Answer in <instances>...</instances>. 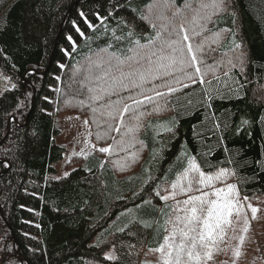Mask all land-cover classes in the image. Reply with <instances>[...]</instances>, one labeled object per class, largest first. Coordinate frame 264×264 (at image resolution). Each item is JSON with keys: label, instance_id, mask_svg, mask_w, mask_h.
<instances>
[{"label": "trees", "instance_id": "16d2710c", "mask_svg": "<svg viewBox=\"0 0 264 264\" xmlns=\"http://www.w3.org/2000/svg\"><path fill=\"white\" fill-rule=\"evenodd\" d=\"M118 3L120 7H114ZM155 3L156 0H0V66L15 82L0 93V161L9 165L0 167V260H11L12 264H140L145 253L151 254L149 248L163 242L166 233L157 232V222L162 224L168 219L166 214L175 206L173 200L165 204L155 196V185L160 183L161 189L171 191L170 182L187 167V156H196L206 172L217 170L209 165L234 169L242 178L244 196H264V0H232L228 11L213 17L208 26L212 31H226L222 43L212 45L215 51L208 52L206 63L213 64L225 52L233 57L244 52L248 58L244 74L239 69L230 73L241 82L250 81L240 89L239 97L228 95V89L238 85L228 79L223 84L211 73L206 80H211L226 97L214 98L211 108L199 103L207 85L190 81H185L188 88L174 85L180 91L170 97L167 110L155 112L153 105L140 109L150 113L142 118L143 126L137 134V139L144 141L142 149L136 144L126 152L105 153V158L90 153L68 175L52 176L65 150L56 142L57 113L64 110L87 115L93 139L107 147L113 145L111 138L97 141L96 133L104 126L98 128L93 123L89 94L81 81L88 68L96 75L110 68L109 77L88 83L91 87H107L112 77H119L121 72L143 70L135 61L117 68L113 54L123 59L132 55L127 50L134 45L128 39L116 41L113 31L126 34L129 29L124 22L136 17L137 31L144 36L154 35L133 9L146 13L147 6ZM176 3L181 5L183 0ZM81 13L95 25L94 29L87 27ZM166 14L170 16L171 12ZM98 17L105 18L103 24ZM160 23L157 21V28ZM75 26L85 33L83 37ZM164 35L167 37V33ZM69 36L76 41L74 48ZM233 39L241 45L234 51ZM141 42L148 43L147 39ZM160 44L157 41L153 47L159 48ZM101 57L111 59V66ZM96 61L103 66L96 68ZM216 71L223 77L221 69ZM160 83L155 80L144 88ZM195 90L196 97L191 93ZM119 92L111 99L129 95ZM157 99L164 103L163 98ZM176 99H181L178 105ZM191 99L193 104L188 105ZM80 100L85 101L83 106ZM96 115L103 119L99 113ZM172 120L177 121L176 135L168 139L171 134L160 126ZM245 120L248 123L242 124ZM125 121L131 123L127 115ZM214 123L221 125L215 135L210 131ZM110 136L120 139L115 132ZM218 138L222 139L218 142ZM136 151L138 162L131 164L125 157ZM229 158L240 163L229 164ZM117 161L130 167L122 171ZM149 199L151 204L143 203ZM133 220H143L151 227L130 223ZM126 224L128 227L120 232ZM113 243L115 248L111 247ZM107 250H113L115 261L105 259Z\"/></svg>", "mask_w": 264, "mask_h": 264}, {"label": "snow or ice", "instance_id": "6c2138e0", "mask_svg": "<svg viewBox=\"0 0 264 264\" xmlns=\"http://www.w3.org/2000/svg\"><path fill=\"white\" fill-rule=\"evenodd\" d=\"M231 2L232 0H183L181 5H177L176 0H156L155 4L147 6L146 13L139 9H133L139 20L148 23L155 33L154 35L144 36L138 32L136 17L124 22L125 27L129 29L126 34L117 35L113 31V37L116 41L128 39L134 45V47L127 50L132 55H126L123 59L113 54L112 58L117 61V68L119 69L120 66L128 64L129 61H135L136 64L141 65L143 70L137 68L128 73L121 72L119 77H112V83L107 87L103 85L91 87L88 86V83L105 81L109 77L110 68L99 75L94 74L92 69L88 68L83 75L81 87H87L88 100L91 102L89 106L93 114L92 121L98 128L104 126L103 131H97L96 139L97 141L108 138L113 140V145L101 147L98 151L111 155L114 150L126 152L128 148L135 147L136 144H139L142 149L144 141L138 140L137 134L143 126L142 118L150 113L140 109L147 105H153V111L155 112L167 110L171 105L170 97L180 91V88L174 85H182L183 88H188L190 85L185 81L199 83L202 86L207 85L203 88V96L199 101L207 108L212 107L214 98H226L221 89L213 85L211 80H206L209 73L217 81L220 80V76L216 71L217 68L223 71L224 77L239 86L229 88L228 95L240 96V89L244 88L246 83H250V81L241 82L230 73L233 69H239L240 73L244 74L248 63V58L244 52H240L239 55L234 57L228 56L227 52L221 53L220 59L215 60L213 64L205 62L208 52L215 51L212 45L222 43L226 31H212L208 26L213 23V17L221 12L228 11ZM114 7H120V4L118 3ZM167 12H171V15H167ZM109 14L111 15V13ZM81 16L88 28H95V25L88 21L84 13H81ZM98 19L103 24L105 18L98 17ZM157 21L161 22L159 28H157ZM75 27L76 32L83 37L85 33L79 26ZM165 33H167V37H165ZM173 36L176 39H172ZM197 37L200 38L198 41H196ZM67 39L74 48L76 41L73 37L69 36ZM142 39H147L148 43H142ZM157 41L161 42L159 48L153 47ZM232 43L234 45L233 51L241 47L234 39ZM169 49L170 51H168ZM154 57L155 59H153ZM225 57L227 58L225 59ZM101 61L111 66V59L103 60V57H101ZM142 62H146V64ZM94 66L101 68L103 65L100 61H96ZM129 67L131 68L130 64ZM190 68H194V71H188ZM176 73L181 75H176ZM155 80H160L161 83L159 85L153 84L152 87L147 89L144 88L145 84H151ZM125 81L128 82L125 83ZM161 88L166 89V91H160ZM136 89H139V91L136 95H133L132 92ZM119 90L128 92L129 95L126 97L120 96L116 100L111 99L114 95H120ZM213 93H215V97ZM157 98H163L164 103H159ZM261 99H264V96ZM78 103L83 106L85 101L80 100ZM97 104L98 106H93ZM187 104L192 105L193 101L188 100ZM97 113L103 118L102 120L97 118ZM126 115L131 123H126ZM212 115L215 116L214 113ZM84 123L87 125L88 121L85 120ZM176 123L177 121L172 120L160 126L164 132L171 134L168 139L176 135ZM247 123L246 120L242 121V124ZM261 123L264 124V120H261ZM220 127L219 123H214L210 131L215 135L216 130ZM224 127H227L226 123ZM112 132L117 133L120 139L117 140L115 137H111ZM156 134L160 135V132L157 131ZM220 139L222 138H218V142ZM92 147L95 148V145ZM209 151H211V148ZM152 158L156 159L155 153H153ZM125 159L130 160L131 164L137 163L139 151L132 152ZM186 159L187 167H184L177 178L170 182V192L168 188L161 189L160 183L155 185V196L165 204L169 200H173L175 206L172 207L171 213L166 214L168 219L164 220L162 224L157 222V232L163 230L167 234L158 247L148 249L149 253L158 254L155 261L145 260L142 264H214V250H219L218 245L224 242L226 230L232 223L230 218L234 214L239 217L241 215L240 209L245 207L239 198L237 184L226 183L231 177H236L237 181L242 179L236 175L234 169L209 165V167L217 170L206 172L197 163L196 156H187ZM227 163L240 162L235 161L234 158H229ZM117 164L122 171L126 167H130V164L121 165L118 161ZM8 166L6 162L0 161V167ZM65 175L68 174L65 173ZM151 179L152 177L149 176L148 180ZM218 183H224L225 186L217 187ZM205 189L209 191H205ZM161 191L165 194L162 195ZM193 191L201 194L190 195ZM134 195H139V193H134ZM178 195L187 198L182 201L177 200ZM249 199L247 196L243 197V201H249ZM151 202V199L143 201L144 204H151ZM246 207L251 211V219L256 220L259 209L253 207L250 202L247 203ZM130 223H142L145 228L151 227L150 223L143 220H133ZM245 225L243 231L247 233L250 227L247 218L245 219ZM127 227L126 224L119 231L124 232ZM129 234L135 235V233ZM244 239V236L239 237L241 244L244 243ZM111 247L115 248V243ZM134 247L135 245H129V248ZM241 255L239 249L234 251V256L237 259ZM105 259L115 261L117 257L111 253H105ZM0 264H12V261L0 260Z\"/></svg>", "mask_w": 264, "mask_h": 264}, {"label": "rangeland", "instance_id": "374dc122", "mask_svg": "<svg viewBox=\"0 0 264 264\" xmlns=\"http://www.w3.org/2000/svg\"><path fill=\"white\" fill-rule=\"evenodd\" d=\"M226 79L227 77L223 76L220 78V81L223 82ZM225 82L226 81H224L223 84L227 83ZM229 82L232 83V81ZM14 85V80H12L0 66V93L6 89L12 88ZM191 93L196 97V90ZM180 100L181 99H176L175 102L177 105ZM85 120L88 121L87 125L84 123ZM54 125L59 130V134L56 136V142L63 145L65 150L62 159L55 163L56 172L52 175L53 177L60 178L66 176L65 173L69 174L70 170L75 167L76 164L78 165L82 159L90 153H97L102 156L105 154L98 151V149L101 147H107V145H103V143L99 144L93 139L87 115L63 110L62 113H57L55 115ZM93 145H95V148L92 147ZM74 159L79 160L75 161L72 165L71 161ZM226 183L237 184L239 198L241 202L244 203L245 207L240 209L241 215L239 217L234 214L230 218L232 223L226 230L224 242L218 245L219 250H214V264H264V196H255L250 198L249 201H243V197L245 196L242 192V179L237 181L236 177H231ZM216 186L224 187L225 184L218 183ZM205 191L209 190L205 189ZM200 194V192L193 191L190 195L196 196ZM186 198L187 197L182 196L181 198H177V200L182 201ZM249 202L253 207L259 209L256 220L251 219V211L246 207ZM246 218L250 226L247 233L243 231L246 226ZM240 236L245 237L243 244L240 243ZM236 249H239L242 253L238 259L234 256V251ZM106 253L113 254V250H107ZM151 254L146 255L143 261L147 260L154 262L158 254L155 256H152ZM1 256L2 255L0 254V258ZM140 264H142V262Z\"/></svg>", "mask_w": 264, "mask_h": 264}]
</instances>
